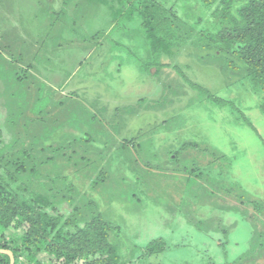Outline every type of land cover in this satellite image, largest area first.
Wrapping results in <instances>:
<instances>
[{
    "label": "rangeland",
    "instance_id": "rangeland-1",
    "mask_svg": "<svg viewBox=\"0 0 264 264\" xmlns=\"http://www.w3.org/2000/svg\"><path fill=\"white\" fill-rule=\"evenodd\" d=\"M218 3L0 0V164L79 226L107 222L119 264H264V95Z\"/></svg>",
    "mask_w": 264,
    "mask_h": 264
},
{
    "label": "trees",
    "instance_id": "trees-1",
    "mask_svg": "<svg viewBox=\"0 0 264 264\" xmlns=\"http://www.w3.org/2000/svg\"><path fill=\"white\" fill-rule=\"evenodd\" d=\"M220 7L234 12L232 26L221 30L218 39L232 50L254 88L264 95V0H219L217 11ZM139 14L147 40L154 42L155 50L160 45L157 35L164 29L163 20L158 21L146 5L139 8ZM260 109L264 115V99ZM13 167L11 173L0 164V250L10 251L14 264H119L109 241L107 222L92 217L81 227L74 218L56 213V206L47 198L29 196L25 184L17 185L15 176L23 173V164ZM49 210L56 214L51 215ZM12 233H17L16 239L8 242L7 236ZM165 247L164 240L154 239L144 254H161ZM0 264H10L7 254L0 253Z\"/></svg>",
    "mask_w": 264,
    "mask_h": 264
},
{
    "label": "crops",
    "instance_id": "crops-1",
    "mask_svg": "<svg viewBox=\"0 0 264 264\" xmlns=\"http://www.w3.org/2000/svg\"><path fill=\"white\" fill-rule=\"evenodd\" d=\"M0 22H1V19H0ZM20 28H21V25H19V28H18V29H20ZM18 29H16V31H14V32H15V33H18V32H17ZM5 34H6L5 32L2 33V32L0 31V36L5 35ZM28 34H29V33H28ZM21 35H22V34H21ZM27 36H29V37H27ZM19 37H21V38H19V40H21V39H29L31 43L35 40V37H34L33 35H30V34H29V35H22V36H19ZM19 40H18V41H19ZM31 43H30V44H31Z\"/></svg>",
    "mask_w": 264,
    "mask_h": 264
},
{
    "label": "water",
    "instance_id": "water-1",
    "mask_svg": "<svg viewBox=\"0 0 264 264\" xmlns=\"http://www.w3.org/2000/svg\"><path fill=\"white\" fill-rule=\"evenodd\" d=\"M0 253L7 254L10 258V264H14V257L10 251L0 250Z\"/></svg>",
    "mask_w": 264,
    "mask_h": 264
}]
</instances>
